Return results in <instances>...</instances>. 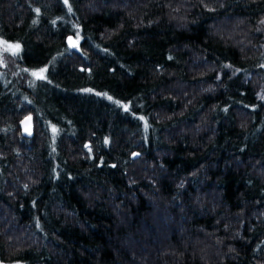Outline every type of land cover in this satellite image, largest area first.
Segmentation results:
<instances>
[{
  "label": "trees",
  "instance_id": "1",
  "mask_svg": "<svg viewBox=\"0 0 264 264\" xmlns=\"http://www.w3.org/2000/svg\"><path fill=\"white\" fill-rule=\"evenodd\" d=\"M263 21L264 0H0V264H264Z\"/></svg>",
  "mask_w": 264,
  "mask_h": 264
},
{
  "label": "rangeland",
  "instance_id": "2",
  "mask_svg": "<svg viewBox=\"0 0 264 264\" xmlns=\"http://www.w3.org/2000/svg\"><path fill=\"white\" fill-rule=\"evenodd\" d=\"M259 31L264 35V21L259 25ZM264 38V36H263ZM11 46V47H10ZM17 47L15 45L9 43H0V68L8 67L11 71L15 72L17 69V65L14 60V51H16ZM24 71L25 70H21ZM33 73H38L39 75H33ZM24 76L32 77L34 79H38L42 76L41 71H27Z\"/></svg>",
  "mask_w": 264,
  "mask_h": 264
},
{
  "label": "water",
  "instance_id": "3",
  "mask_svg": "<svg viewBox=\"0 0 264 264\" xmlns=\"http://www.w3.org/2000/svg\"><path fill=\"white\" fill-rule=\"evenodd\" d=\"M19 126L21 128V131L23 135L31 137L34 135V117L32 114H28L25 117H23L20 122Z\"/></svg>",
  "mask_w": 264,
  "mask_h": 264
},
{
  "label": "snow or ice",
  "instance_id": "4",
  "mask_svg": "<svg viewBox=\"0 0 264 264\" xmlns=\"http://www.w3.org/2000/svg\"><path fill=\"white\" fill-rule=\"evenodd\" d=\"M10 47H11V46H10ZM15 47H17V48H18L19 46H18V45H16ZM33 75H39V74H38V73H33Z\"/></svg>",
  "mask_w": 264,
  "mask_h": 264
}]
</instances>
